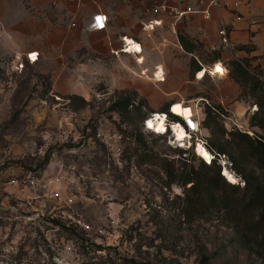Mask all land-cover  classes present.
Masks as SVG:
<instances>
[{"label": "rangeland", "instance_id": "374dc122", "mask_svg": "<svg viewBox=\"0 0 264 264\" xmlns=\"http://www.w3.org/2000/svg\"><path fill=\"white\" fill-rule=\"evenodd\" d=\"M145 25L135 26L134 35L145 42L144 61L128 58L133 85L106 92L95 81L88 98L55 96L52 83L69 74L55 77L32 65L15 70L13 42L0 41V264H262L258 248L242 242L244 227L232 210L212 207L195 218L183 214V187L166 185L164 158L174 168L183 158L195 166L199 160L169 146L162 135L147 134L137 142L135 111L128 122L110 109L120 92L138 100L143 116L180 97L193 104L206 99L217 111L204 127L207 142L225 147L221 157L242 190L243 173L262 178L264 170L232 139L226 117L248 119L252 126L258 92L236 82L229 87L225 76L212 75L204 77L199 92L184 84L166 96L169 76L187 70L193 54L178 47V25L176 34L165 21L153 29ZM194 54L205 67L216 61L211 51ZM158 65L168 75L163 85L149 79ZM156 97L168 99L153 109ZM198 105L204 120L211 107ZM253 127V133L261 132ZM98 129L116 130L134 142L111 155L96 137ZM223 193L242 197L228 187Z\"/></svg>", "mask_w": 264, "mask_h": 264}, {"label": "crops", "instance_id": "0c3cea01", "mask_svg": "<svg viewBox=\"0 0 264 264\" xmlns=\"http://www.w3.org/2000/svg\"><path fill=\"white\" fill-rule=\"evenodd\" d=\"M166 1L179 8L187 5L195 9L203 8L199 0ZM244 1L235 12L237 18L233 11L226 8L212 10L210 19L194 12L178 24V31L190 40L199 42L207 51L218 50V19L222 18L228 25L231 41L238 46H246L247 60L256 63L264 54V0ZM50 2L51 0H0V41H12V52L17 57L33 52V62L26 65L57 74L55 77H59L58 74H69L67 77L63 76L62 82L52 83L51 90L55 96L76 94L88 98L94 91L95 81H102L106 87L103 91L106 92L131 87L134 80L129 72V54L119 50L123 46V36L126 40H134L135 26L157 18L145 12L149 0H57L58 6L52 10L49 9ZM98 12L106 14L107 23L103 29L94 30L91 26L92 16ZM44 15L47 19L43 18ZM175 38L178 47L183 50L177 36ZM141 42L145 46L143 38ZM114 51H118V54H113ZM219 53L218 60L225 62L230 59L227 51L219 50ZM195 72H191L189 65L187 70L178 73L176 77L169 76L165 84V95L170 96L184 84L187 91L199 92L204 77L209 75L202 73L203 78L196 80ZM224 78L228 79L225 84L229 87L231 83H235L228 73ZM167 99L156 97L153 109ZM172 111L185 118L190 116V111L183 109L178 103Z\"/></svg>", "mask_w": 264, "mask_h": 264}, {"label": "trees", "instance_id": "16d2710c", "mask_svg": "<svg viewBox=\"0 0 264 264\" xmlns=\"http://www.w3.org/2000/svg\"><path fill=\"white\" fill-rule=\"evenodd\" d=\"M177 38L183 50L193 54L190 57L191 72L200 71L201 65L195 58L194 53L199 50L204 51L205 49L202 48L199 42L190 40L182 32H177ZM239 47L246 46L240 45ZM211 52L215 54L214 60L219 59V50H212ZM227 66L230 68L228 72L229 77L234 82L238 83L241 87L249 85L251 91L258 92L256 102H254L258 108L251 116L250 122L252 126L259 128L261 131L253 133V137L238 130H232L229 133L237 144L245 145L247 155L257 163L259 168L264 170V89L261 83L237 60L229 59ZM132 99L126 93L120 92L115 96L110 109L117 110L122 119L128 122L132 121L130 114L134 110L135 116L141 121L144 116L140 114V103L128 109V104ZM165 108L166 105L161 110ZM214 111H216L215 108L206 109V116L203 120L204 127H207L209 120L214 118ZM135 139L137 142H141L142 135L136 133ZM215 149L219 154L225 153V147L222 144L215 146ZM191 158L194 159L193 156ZM164 164L166 165V174L169 177L166 185L170 186L171 183L175 182L183 187V206L181 208L183 214L195 218L201 216L203 212L212 207L232 210L237 215V222L241 223L244 227L240 236L242 242L245 245L250 244L258 248L261 263L264 264V177L260 178L251 173H243L244 185L243 189L240 190L236 183H231L222 176L220 165L217 164L216 160L210 163L199 160L198 166H195L188 158H183L181 165L178 168H174L164 158ZM228 171L234 174L232 170L228 169ZM187 184L189 185L186 186ZM226 187L230 188L231 192L241 191V199L234 200L225 196L223 189Z\"/></svg>", "mask_w": 264, "mask_h": 264}, {"label": "built area", "instance_id": "2783aa9c", "mask_svg": "<svg viewBox=\"0 0 264 264\" xmlns=\"http://www.w3.org/2000/svg\"><path fill=\"white\" fill-rule=\"evenodd\" d=\"M199 4L203 6L201 9H195L191 5H187L184 8H179L176 6L170 5L166 0H149V4L145 8V12L150 15L157 16L155 19H151L146 23V27L149 29L155 28V26L161 25L162 22H166L173 34H176L177 25L188 19V16L194 12H199L202 14L203 18L210 19L212 17V10H219L220 8H226L233 11V15L235 16L236 10H238L239 6L245 3L244 0H233L232 2H228L225 0H199ZM58 6L57 0H51L49 9H56ZM44 19H47V16H43ZM237 18V16H235ZM93 22L91 24L94 30H101L105 27L107 23V16L106 14H102L98 12L97 14L92 16ZM74 26L73 23L70 24ZM218 36H219V46L217 47L218 50H225L229 53L230 58L237 60L240 62L245 69L255 78L257 79L263 89H264V54L260 56L258 62L253 63L247 60L248 58V50L244 47H239L235 43H233L229 37V29L228 25L222 18L218 19ZM123 39V46L119 51L123 53L130 54L128 51L125 50L128 48L127 41L125 37ZM137 42V41H135ZM140 45V51H137L136 56L143 57V45L141 42H137ZM214 50V49H213ZM113 54L117 55L118 51H114ZM135 57V55H134ZM198 63L201 65V70L205 69L209 76H212L210 72L211 65H207L206 67L198 60L195 56ZM34 60V53L29 52L20 56L16 59L14 68L15 70H22L26 63L31 64ZM135 61L137 62L138 59L135 57ZM216 62L222 64L224 68L223 74H214L218 77H224L227 73V64L222 60H216L212 62V66L215 67ZM158 67V66H155ZM162 76L160 79H157L153 74L154 78H150L155 84H162L166 81L167 74L165 73V69L162 66ZM156 70V69H155ZM198 72L196 71L194 74V79L201 80L203 77L198 76ZM205 75V74H204ZM199 99V100H198ZM196 99V103L193 104V100H186V99H177V100H169L166 102V108L164 110H154L149 112L148 114L144 115L143 119L138 123L135 128V132L145 136L147 134H158L166 137V142L169 146H172L179 151H182L184 156H193L194 158L203 161L205 163H210L213 160H216L217 164H219L220 171L223 167H227L230 169L231 164L227 163L226 160H223L221 154L217 153L207 142L205 128L203 126V116L205 113L202 111L204 107L199 106V101H204L207 105L210 106L209 102L206 99L198 98ZM175 103H179L183 108L190 109V116L185 118L180 114H176L171 110L172 106ZM138 104V100H134V98L128 104V109H131L133 105ZM220 104L224 107L223 102L220 101ZM213 108V106H210ZM223 112L228 111L226 108H223ZM224 116L223 114H221ZM163 117L164 119V128L158 130L157 124H153V126L149 125L148 122L153 120L156 121V117ZM228 120V125L233 130H238L240 132L247 133L248 135H253V126L248 124V119L238 118L235 115H230L226 117ZM155 123V122H154ZM172 124L179 125L183 128L185 132V137L181 142L175 141V136H173ZM125 128V126H123ZM96 137L104 144L106 149L110 152L111 155H121L124 149V143L129 141L131 138L128 135H124L121 132L113 130L112 132H105L104 130L98 129L96 132ZM132 143L134 139H131ZM200 143L204 150L209 154L210 160H207L202 156L200 152L197 151L196 145ZM231 170V169H230ZM59 179H55L58 181Z\"/></svg>", "mask_w": 264, "mask_h": 264}, {"label": "bare ground", "instance_id": "6f19581e", "mask_svg": "<svg viewBox=\"0 0 264 264\" xmlns=\"http://www.w3.org/2000/svg\"><path fill=\"white\" fill-rule=\"evenodd\" d=\"M125 40H126V38H125ZM127 41V44L129 45L128 46V48L125 50L126 52L128 51L130 54H132V55H135V57H137V59H138V61H137V63L140 65V64H142V62L144 61V59H143V57H139V56H136V54H137V51H140V45L137 43V42H135L134 40H132V39H130V40H126ZM137 50V51H136ZM220 65V66H219ZM156 69V70H155ZM218 69H220L219 71H218ZM210 70V72H211V74L212 75H214V74H223L224 73V68H223V66H222V64L221 63H219V62H216V65H215V67L214 66H211V69H209ZM162 71H163V68H161V66H158V67H154V69H153V73H152V77H150L151 79L152 78H154L153 77V74H155L154 76L157 78V79H160L161 78V76H162ZM205 72H206V70L205 69H203V70H201V72L199 73L198 72V76L199 77H203V75H201L202 73L203 74H205ZM146 73H147V71L146 70H141V72H140V74H143V75H145L146 77H147V75H146ZM149 78V79H150ZM175 104H177V103H175ZM174 104V105H175ZM179 104V103H178ZM174 105L172 106V108L174 107ZM181 106V105H180ZM182 107V106H181ZM172 108H171V110H172ZM183 108V107H182ZM183 109H187V110H189L190 111V109L189 108H183ZM164 119H163V117H161V116H159V117H156V121H153V120H151V121H149L148 122V124L149 125H151V126H153V124H157V129L158 130H160V129H162V127L164 128ZM155 122V123H154ZM172 130H173V136H175L176 138H175V141H177V142H181V145L183 144V142H182V140L184 139V137H185V132H184V130H183V128L181 127V126H179V125H176V124H172ZM180 131V132H179ZM196 148H197V151L198 152H200L201 153V151H200V149L202 148L203 149V147L201 146V144L200 143H198L197 145H196ZM205 152H206V150H204ZM207 153V152H206ZM208 154V153H207ZM209 155V154H208ZM210 157V156H209ZM207 160H210V159H207ZM227 169V170H226ZM221 173H222V175L229 181V182H231V183H233L231 180H229L228 179V177H227V175H226V173L227 174H230L234 179H235V183H237V178H236V176L234 175V174H232L231 172H229L228 171V168L227 167H223L222 168V170H221Z\"/></svg>", "mask_w": 264, "mask_h": 264}, {"label": "snow or ice", "instance_id": "6c2138e0", "mask_svg": "<svg viewBox=\"0 0 264 264\" xmlns=\"http://www.w3.org/2000/svg\"><path fill=\"white\" fill-rule=\"evenodd\" d=\"M219 70L220 69H218V71ZM200 151H201L202 156H204L205 159H210L209 155L204 151V149L201 148ZM226 175H227L228 179L231 180L233 183L236 182L235 179L230 174L226 173Z\"/></svg>", "mask_w": 264, "mask_h": 264}]
</instances>
